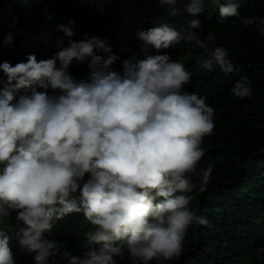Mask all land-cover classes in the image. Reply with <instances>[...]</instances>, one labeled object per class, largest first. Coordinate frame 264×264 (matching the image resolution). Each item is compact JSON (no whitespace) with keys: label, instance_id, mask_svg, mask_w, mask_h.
Instances as JSON below:
<instances>
[{"label":"clouds","instance_id":"1","mask_svg":"<svg viewBox=\"0 0 264 264\" xmlns=\"http://www.w3.org/2000/svg\"><path fill=\"white\" fill-rule=\"evenodd\" d=\"M159 3L169 6V16L181 15V5L193 17L204 11V0ZM211 3L221 21L240 16L234 0ZM254 23V16L243 19L246 26ZM259 25L264 34V19ZM200 26L193 18L180 29L167 22L138 29L143 58L124 59L122 72L111 68L119 57L107 40L87 34L47 59L29 54L15 65L0 62L6 77L0 79V223L16 213L19 249L33 254L34 264H50L60 254L62 244L49 237L55 222L73 213L91 227L82 234L81 255L62 253L67 264H117L125 250L131 264L172 260L182 254L189 226L207 224L185 193L195 186L190 174L205 155L203 138L215 128L214 108L206 96L185 90L192 73L180 59L146 51L184 41L207 53L196 35ZM58 27L73 36L70 27ZM214 39L209 31L207 40ZM73 60L87 61V80L72 76ZM199 64L225 75L239 71L222 46ZM232 93L251 98L250 82L241 78ZM212 168L200 169L201 191ZM14 256L9 235L0 230V264H16Z\"/></svg>","mask_w":264,"mask_h":264},{"label":"trees","instance_id":"2","mask_svg":"<svg viewBox=\"0 0 264 264\" xmlns=\"http://www.w3.org/2000/svg\"><path fill=\"white\" fill-rule=\"evenodd\" d=\"M234 2L239 3L240 16L221 21L211 0H204V11L195 17L184 12L182 5L181 15L169 16V6H161L159 0H0V62L12 65L26 61L29 54H35L38 60L47 59L68 47L70 40L85 39L87 34L107 40L112 53L119 57L111 68L122 72L124 59L134 54L143 58L138 29L161 22L180 29L187 27L190 19L201 21L195 31L207 44V53L195 42L184 41L168 49L149 46L146 51L180 59L192 73L185 90L206 96V103L214 108L215 128L203 138L205 155L197 172L190 174L195 186L185 193L192 197L190 207L207 224L189 226L178 258L153 259L149 264H264V251H259L264 248V34L259 25L264 19V0ZM252 16L257 23L244 25L243 19ZM60 25L70 27L73 36H66ZM209 31L215 36L211 42L207 40ZM216 46L228 49V59L239 71L225 75L215 65L212 71L201 68L199 60ZM97 54L105 58L109 55L103 51ZM69 71L77 81L88 79L87 61L73 60ZM241 78L250 82L251 98L233 95L232 88ZM0 79H6L2 71ZM209 163L213 164L210 179L201 191L200 169ZM15 215L11 212L5 217L0 230L10 237L16 264H34L33 254L19 249ZM90 227L82 213L56 221L49 238L62 247L59 255L50 258V264H67L62 258L65 251L81 255L82 234ZM116 260L117 264H131L127 250L122 259Z\"/></svg>","mask_w":264,"mask_h":264}]
</instances>
